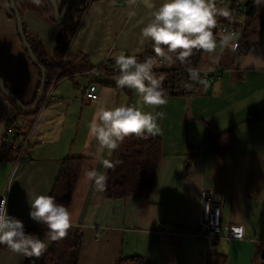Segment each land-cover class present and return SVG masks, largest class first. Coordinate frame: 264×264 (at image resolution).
I'll return each instance as SVG.
<instances>
[{
    "label": "crops",
    "instance_id": "obj_1",
    "mask_svg": "<svg viewBox=\"0 0 264 264\" xmlns=\"http://www.w3.org/2000/svg\"><path fill=\"white\" fill-rule=\"evenodd\" d=\"M10 1L0 0V76L10 92L31 105L41 74L24 48ZM16 1L24 28L54 52L60 30L44 1L39 0V12L30 9L27 0ZM57 1L61 7L66 2ZM230 1L215 0L224 9ZM160 3L94 0L89 4L74 26L65 55H69L70 74L55 86L40 116L29 158L18 160L15 151L4 145L13 105L0 90V195L7 193L10 215L25 225L34 223L28 216L27 197L51 195L64 158L80 157L76 188L65 205L72 225L83 231L78 264H118L121 258L135 256L143 257L145 264H209L211 255L216 264L221 263L218 255L224 257L225 264H264V16L246 40V52H241L243 48L218 47L211 62L206 60L204 66L200 63L199 70L207 71L219 56L224 70L221 78L205 80L191 94L167 95L166 105H143L135 90L116 86L118 72L97 77L99 99L85 97L92 78L90 69H103L105 65L113 68V58L121 53H144L149 42L141 30ZM242 36L240 32L235 34L240 47ZM206 55L202 54L201 61ZM49 91H54L52 85ZM100 99L114 106L140 104L144 111L164 114L157 120L163 156L155 180L145 192L110 197L106 189L97 191L85 176L91 168L107 175L110 171L91 155L96 142L87 135V125ZM37 113L20 115L21 132L31 130ZM224 133L230 135L231 145L227 151H216L215 139ZM114 154L115 150H105L102 155L112 162ZM203 186H209L216 201L223 203V230L214 243L195 235L202 214ZM233 224L243 225V238L229 236ZM52 247L50 242L36 259L0 245V264H41Z\"/></svg>",
    "mask_w": 264,
    "mask_h": 264
},
{
    "label": "clouds",
    "instance_id": "obj_2",
    "mask_svg": "<svg viewBox=\"0 0 264 264\" xmlns=\"http://www.w3.org/2000/svg\"><path fill=\"white\" fill-rule=\"evenodd\" d=\"M34 2L38 4L39 0ZM218 17L231 19V14L229 10L219 8L215 0H161L151 21L142 28L141 35L145 41L151 42L157 56L163 57L169 64L176 61L184 64L193 50H203L209 54L215 53L218 47L221 50H235V33L214 34ZM113 59L119 72L117 87L135 90L143 105L161 106L168 103L163 77H157L153 71L156 65L153 57H146L141 62L135 55L121 53ZM219 59L216 56L213 63L218 64ZM213 70L212 67L208 68L209 72ZM190 78L192 81L199 80V70H190ZM163 115L162 112L153 114L144 111L140 104L114 106L107 99H100L87 125V135L96 142L95 152L91 155L101 161L104 169L113 168L119 161L114 163L104 159L103 152L116 150L131 134L138 137L156 136L160 132L157 120L162 119ZM85 176L97 191L106 189V171L91 168L85 172ZM27 205L29 218L46 226L44 237L28 232L21 219L9 214L7 200L0 197V245H6L13 253L25 258L38 259L50 242L67 235V230L72 226L71 213L49 194L27 197Z\"/></svg>",
    "mask_w": 264,
    "mask_h": 264
},
{
    "label": "trees",
    "instance_id": "obj_3",
    "mask_svg": "<svg viewBox=\"0 0 264 264\" xmlns=\"http://www.w3.org/2000/svg\"><path fill=\"white\" fill-rule=\"evenodd\" d=\"M43 1L46 4L47 10L51 14L52 21L60 30V39L56 50L54 52H50L39 37L29 34L27 29H24L29 44L32 47L36 57L48 70V85L46 87V93H48L49 88L52 85V81L55 78L60 81L63 77H67L70 74L67 70V65H69V55L67 58L65 55L68 51L72 36L74 35V26L77 25V20L82 17L83 12L86 9V3L92 2L94 0H73L67 18L61 24H58L54 19V7L51 1ZM65 3L63 4L62 9ZM216 4L219 8H223L222 4L218 2H216ZM41 5L42 4L40 3H35L34 0H27V6L34 11L39 12L42 8ZM244 6L246 21L239 24L238 31L243 34L241 38L243 40V47H240L239 42V47L237 48H243L241 50L242 53L248 50L249 45L247 44L246 40L255 31L257 23L264 16V0H244ZM226 19L227 18L224 17H218L216 28L213 30L214 34L220 35V27L222 23L226 21ZM203 53V50H193L192 55L187 58V61L184 64H181L179 61H177V66L175 67H161L158 65V63L163 57L156 55L151 42H149L144 53L137 57L141 62L146 57H153L155 59L156 65L153 71L157 77H163V87L165 88L167 95L178 93L191 94L192 92L196 91L199 84L205 82L201 73L200 79L197 81H192L190 78V70H199ZM82 56L86 57L85 55ZM105 66L106 68H99L102 69V71H105L106 74L115 73L113 72V68H107L108 66ZM199 72H201V70H199ZM40 74L42 78L41 71ZM189 84L191 87H186V85ZM38 85L39 86L35 95V99L41 85V80ZM11 102L13 108L10 117L6 122V132L3 137V141L4 145H6L9 150L15 151V156L18 157L20 156L19 152L27 137V134H24L20 130L21 127L19 126V118L20 115L29 113L24 112L12 100ZM32 104L25 105L32 106ZM39 110L40 108L34 113L39 112ZM12 142H15L17 146L14 147ZM230 145V135L228 133L224 136H218L215 139L214 147L216 151H227ZM162 156L163 141L158 134L156 136L148 137H138L135 134L127 136L115 150L112 162L115 163L116 161H119V163H116L113 168H110L106 187L107 194L110 197H128L135 193L145 192L150 189L155 180ZM81 163L82 158L80 157L68 156L64 158L60 174L51 194L56 198L58 203L67 205L71 200L81 171ZM25 226L28 232L36 233L37 235L43 237L44 233L47 231L46 226L37 224L35 222ZM82 241V229L78 226L72 225L67 230V235L65 237L53 242L52 249L46 252L41 264H78ZM212 257L213 255H211L209 259V264H216L213 262ZM217 257H220L221 260V263L218 264H225L223 256L218 255ZM143 262V257L135 256L121 258L118 264H145Z\"/></svg>",
    "mask_w": 264,
    "mask_h": 264
},
{
    "label": "built area",
    "instance_id": "obj_4",
    "mask_svg": "<svg viewBox=\"0 0 264 264\" xmlns=\"http://www.w3.org/2000/svg\"><path fill=\"white\" fill-rule=\"evenodd\" d=\"M91 2L86 3V8L89 6ZM245 6L244 0H231L230 4L227 8L231 14V19H226L225 22L222 23L220 27V35L226 34L227 32H232L237 34L239 31V24L243 23L246 20L245 14ZM86 10V9H85ZM84 13V12H83ZM237 49L239 47V41H234ZM214 70L209 72L201 71L200 73L203 75L204 80L214 82L216 79L221 78L223 67L220 63L214 65ZM113 72L118 73V69L116 66H113ZM92 75V78L88 81L85 97L90 100H94L93 97L98 98L97 92V77L100 75H104L106 72L102 71L99 67H94L88 71ZM59 80L55 78L52 81V87L54 88L58 84ZM53 91H48L46 93L43 102L40 106L42 107L43 103L48 104L51 98V94ZM96 100V99H95ZM34 128H32L28 133L25 142L23 143L21 150L19 152L18 160L23 159L24 157H28V150L32 147V135ZM15 135V134H14ZM13 141V140H12ZM13 146L16 147L17 144L12 142ZM0 197L4 198L8 202L7 193L3 192ZM201 201H202V214L199 219L197 228L195 230V235L199 238L209 241L216 242L223 230V203L216 201L214 197V193L209 186H203L201 189ZM244 227L240 224H233L229 227V236L231 238H243L244 237Z\"/></svg>",
    "mask_w": 264,
    "mask_h": 264
},
{
    "label": "water",
    "instance_id": "obj_5",
    "mask_svg": "<svg viewBox=\"0 0 264 264\" xmlns=\"http://www.w3.org/2000/svg\"><path fill=\"white\" fill-rule=\"evenodd\" d=\"M51 3L53 4L54 7V19L58 24L63 23L68 15V12L70 10L71 4L73 0H67L63 9L60 6L59 2L57 0H50ZM12 4L13 11L15 13L16 18H17V24H18V31L21 37V40L24 44L26 52L30 55L33 63L40 69L42 73V78H41V85L38 91V94L36 96V99L32 106H26L20 98L16 96V94L10 92L6 86V83L4 79L0 76V90L1 92L7 96L10 100H12L19 108H21L24 112L26 113H34L39 107L41 106L43 99L46 95V87H47V77H48V70L40 63L38 58L36 57L32 47L29 44L28 38L26 36V32L24 29V23H23V18L22 15L20 14V11L18 9V5L16 0H11L10 1Z\"/></svg>",
    "mask_w": 264,
    "mask_h": 264
},
{
    "label": "rangeland",
    "instance_id": "obj_6",
    "mask_svg": "<svg viewBox=\"0 0 264 264\" xmlns=\"http://www.w3.org/2000/svg\"><path fill=\"white\" fill-rule=\"evenodd\" d=\"M244 11H245V9H244ZM211 55L212 54H209V53H207V55L202 59V61H201V66L203 65H205V61L206 60H208L209 62H211L212 61V57H211ZM162 59H164V58H162ZM176 63H177V61L175 62V63H173V64H169L167 61L163 64V63H158V64H161V66H164V67H175V66H177L176 65ZM213 63V62H212ZM214 64V63H213ZM54 89V91L53 92H55V89H56V87L55 88H53ZM53 94V93H52ZM49 105V104H48ZM45 107H47V104H44L43 103V105H42V107H41V110L39 111V113H37L36 115H35V117H34V123L32 124L33 126L31 127V129L32 128H36V125H38V122H39V120H40V116H41V114L44 112V110L46 109Z\"/></svg>",
    "mask_w": 264,
    "mask_h": 264
}]
</instances>
